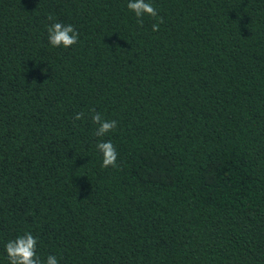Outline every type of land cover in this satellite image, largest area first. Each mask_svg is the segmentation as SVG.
I'll use <instances>...</instances> for the list:
<instances>
[{"label":"trees","instance_id":"obj_1","mask_svg":"<svg viewBox=\"0 0 264 264\" xmlns=\"http://www.w3.org/2000/svg\"><path fill=\"white\" fill-rule=\"evenodd\" d=\"M147 2L0 0V264H264V0Z\"/></svg>","mask_w":264,"mask_h":264},{"label":"clouds","instance_id":"obj_2","mask_svg":"<svg viewBox=\"0 0 264 264\" xmlns=\"http://www.w3.org/2000/svg\"><path fill=\"white\" fill-rule=\"evenodd\" d=\"M127 8L133 12L137 18L140 26H143V18L145 16L157 17V10L147 0H128ZM51 19V17H49ZM163 22V18H160L158 23L152 25L153 31L159 30V23ZM48 43L53 47L69 48L76 44L79 39V33L71 24H63L56 22L48 26ZM93 111L91 120L93 124L97 125L95 135L97 137H103L109 132H112L117 127L116 120H105L102 118L99 112ZM84 117L83 112L75 114V120H81ZM97 150L102 155V167H116L117 156L116 147L113 143L101 140L96 144ZM38 238L31 232H25L23 235L16 237L14 240H9L6 245V253L9 260V264H58L56 256L49 255L46 261L42 262L37 256Z\"/></svg>","mask_w":264,"mask_h":264}]
</instances>
